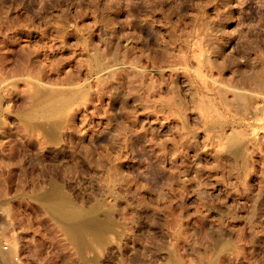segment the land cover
I'll list each match as a JSON object with an SVG mask.
<instances>
[{"label": "rangeland", "instance_id": "374dc122", "mask_svg": "<svg viewBox=\"0 0 264 264\" xmlns=\"http://www.w3.org/2000/svg\"><path fill=\"white\" fill-rule=\"evenodd\" d=\"M69 87L61 145L22 130L24 97ZM0 97L12 264H264V0H0ZM50 178L72 209L109 208L107 245L64 237Z\"/></svg>", "mask_w": 264, "mask_h": 264}, {"label": "bare ground", "instance_id": "6f19581e", "mask_svg": "<svg viewBox=\"0 0 264 264\" xmlns=\"http://www.w3.org/2000/svg\"><path fill=\"white\" fill-rule=\"evenodd\" d=\"M30 77H33V76H30ZM28 79H31V78H28ZM28 79L26 78V80H28ZM28 81H30V80H28ZM31 81H32V79H31ZM11 82H13V81H11ZM47 90H48L47 92H43L42 93V91H40V89H39L41 95L40 94L39 95H34V96L33 95H27V97H24V98H26L25 100H26V104L27 105L25 104L26 105L25 110L21 111L22 113H20V115H17V119H18V116H19V118H20V120L22 122V123L21 122L20 123H21V126H22L21 128H22L23 131L24 130L28 131V130L35 129V128H41L43 130L49 129L50 132H51V135H50L51 139H52V137H54L53 140L55 141V143L58 144V145H61L60 144V139L62 137V134H64V133H63V131L61 129V123L59 124L60 120H58L59 119L58 117L60 115L56 117V114L58 115V113L60 111H63V108L61 106L63 105V103H65L67 101V99L62 97L64 99L63 101H65V100L66 101L62 102V103L61 102L60 103H56L54 100H58V99L57 98L55 99L54 96L56 95V97H57L58 93H59V95H61L60 94L61 92H63V93L65 92V94L68 95V96H66L64 94L65 95L64 97H69V95L71 97L76 92H79V89L76 90L74 88H70L69 87V88H66L64 90L63 89H57V88H55V89H47ZM73 98H75V97H73ZM59 99H60V96H59ZM67 103H70V102H66L65 104H67ZM58 104H62V105L58 106ZM1 128H4V124H3L2 120L0 119V140L5 141V138H7V136L5 134V130H4L5 128L2 129V130H1ZM229 137H232V136L230 135ZM229 137H225L224 138L225 141L223 140L224 144H223V147H222L223 150H225V152H228V153L230 151L231 152L234 151L235 149H232L233 144L236 145L235 142L240 141V140L235 141L233 139L234 136H233V138H229ZM242 141L243 140L240 141L241 143L238 142V145H240V144L243 145L245 143V142H242ZM234 156L236 157V154ZM240 159L241 158H239V160ZM66 192L62 188V185H60L55 180V178L54 179L50 178L48 184L43 188L42 191L40 190V192L38 193L39 194L38 196H39V199H40V200L38 199L39 202L41 201L42 202V203L40 202L41 204L48 203V207L47 206L46 207L47 208H51V210L49 209L50 216L54 217L56 220H58L60 223H62L64 225V227L66 228V231H65V235L66 236H64V237L65 238L67 237L66 239H69L71 242H74L75 244H78V245L86 244V239L88 237H89L88 239H90L91 237L97 239L99 241V243L104 244V246H105L106 243H109L110 242V240H109L110 239V234L115 231V228H117V223H118L114 219L113 214L110 213L111 211L108 210L109 208L106 209V211L103 210L104 213L102 214V216H96V215H94L92 213V212H94V209L96 210V208H94V206H93V209H92L93 211L83 210L79 206H78V208H81V210L80 209H78V210L77 209H72V207L70 205V202H68V199H66V196H65ZM35 197H37V195ZM58 221H56V222H58ZM117 231L114 232V233H117ZM169 235H170V233H169ZM111 236H112V234H111ZM217 239H218L217 242L219 241V239H220V241H222L223 237L220 238V236H219ZM215 240H216V238H215ZM220 241L217 243L218 244V250H217V254L218 255H221V254H224L225 252L226 253L228 252V251H225V248H224V247H226L227 244L222 242L224 244L223 245V244H221ZM87 242H89V240ZM111 242H112V240H111ZM116 244H117V242H116ZM220 245H223L224 247H221ZM227 248L229 249L228 246H227ZM165 254H166V256H163L161 261H160L161 264H182V263L179 262L180 260H178V261L176 260L175 261L173 259V257L170 256V250H166ZM229 257H231V256H229ZM205 261H207V260H205ZM0 264H12V263L10 262L8 257L0 256Z\"/></svg>", "mask_w": 264, "mask_h": 264}]
</instances>
